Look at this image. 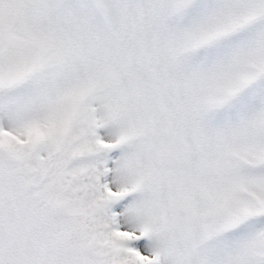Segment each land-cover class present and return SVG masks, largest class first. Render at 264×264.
Returning a JSON list of instances; mask_svg holds the SVG:
<instances>
[{
	"label": "snow or ice",
	"instance_id": "1",
	"mask_svg": "<svg viewBox=\"0 0 264 264\" xmlns=\"http://www.w3.org/2000/svg\"><path fill=\"white\" fill-rule=\"evenodd\" d=\"M0 264H264V0H0Z\"/></svg>",
	"mask_w": 264,
	"mask_h": 264
}]
</instances>
